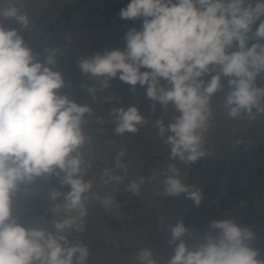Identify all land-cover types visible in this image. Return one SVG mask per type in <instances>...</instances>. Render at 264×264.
<instances>
[{
  "label": "clouds",
  "instance_id": "9594fccd",
  "mask_svg": "<svg viewBox=\"0 0 264 264\" xmlns=\"http://www.w3.org/2000/svg\"><path fill=\"white\" fill-rule=\"evenodd\" d=\"M20 2L0 0V264H86L89 248L71 237L85 231L86 202L93 189L86 176L92 167L87 157L93 136L87 128L94 110L71 97L72 84L58 67L59 49L37 51L26 39L32 21ZM119 17L141 21L139 28L125 32L124 47L81 57L77 66L96 81L87 87L94 102L98 91L118 79L133 94L138 85L144 88L153 110L157 104L162 109L171 105L176 113L171 122L157 119L154 125L171 160L196 164L207 155L205 133L217 94L231 119L264 115V86L257 84L264 73V0H129ZM7 20L17 27H5ZM250 40L256 42L249 46ZM111 99L105 97L109 103ZM109 114L117 136L135 134L149 123L134 103L114 107ZM124 155L117 153L113 167L103 169L105 185L124 182ZM163 177L164 197L184 196L201 205L202 189L186 184L175 164L167 165ZM145 182L139 175L125 190L137 195ZM34 187H43L52 211L63 208L66 218L45 229L27 207L17 212V203L31 198ZM94 198L105 209L115 202ZM170 231L168 243L174 249L166 264H264L260 249L251 243L255 233L232 218L210 221L194 248L183 239L189 229L182 220ZM136 262L161 264L149 248L136 253Z\"/></svg>",
  "mask_w": 264,
  "mask_h": 264
},
{
  "label": "crops",
  "instance_id": "0c3cea01",
  "mask_svg": "<svg viewBox=\"0 0 264 264\" xmlns=\"http://www.w3.org/2000/svg\"><path fill=\"white\" fill-rule=\"evenodd\" d=\"M113 1L116 0H21L18 5L32 21L25 33L26 39L37 51H42L44 47L59 49L58 67L66 81L72 84V87L68 89L71 97L78 103L89 104L94 110V116L87 128L89 134L93 136V143L90 146L92 151L87 157L91 160L92 167L86 179L92 182L93 189L86 202L84 233L89 236L95 235L96 230L101 229L104 221L110 219V216L117 219L121 218L122 214L129 215L131 229L134 227L137 229V224L141 221L137 218L136 208L138 207L132 208V205L139 201L145 203L153 200V197L149 199L135 195L136 197L131 196L130 199H126L124 198L125 185L131 179L143 175L146 182L141 188H162L163 172L170 163L180 167L186 184L202 189L203 199L199 207L195 206L190 199L184 196L179 197V201L182 197V205L178 202L182 221L189 229V233L183 239L190 247L194 248L203 240L204 234L208 232L209 222L212 220L232 218L236 224L245 227L248 215L247 202L240 200L234 203L226 200L225 197L243 189L249 183L252 173L259 168L260 159L264 158L259 151L260 147H264V115L258 116L255 120L249 119L246 115L231 119L220 108L222 94H217L212 101L211 127L205 133L204 148L207 155L196 164L185 165L177 160H171L169 147L163 143L154 126L157 119H162L166 125L171 122L175 114L168 112V109L171 110L170 105L166 111L157 104L158 109L162 111L161 115L145 117L150 125L145 134H140L143 130L140 127L135 134L115 135L113 133L114 117L109 113L114 106L127 107L128 101L123 99V83L114 79L109 88L97 92L98 99L94 102L87 92V87L96 84V81L84 76L77 66V60L81 57L92 55L97 51L102 52L105 49L123 48L125 32L130 27H140V20L135 22L122 20L119 17L122 7L113 8ZM126 1L127 5L129 0ZM259 22L253 25V31L258 27ZM4 24L5 27H17L12 20L4 21ZM254 42L256 41L250 40L249 46ZM260 42L264 43V40ZM257 84L264 86V73L257 77ZM109 96L112 98L111 103L105 100V97ZM97 117L102 123L97 122ZM237 141L241 143L237 144ZM119 152L125 153L122 157L128 167L125 180L121 185H105L102 171L105 167H113ZM153 175L157 179L149 182L147 178ZM56 183L55 178H52L51 185L55 186ZM161 194L162 196L155 199L171 201L169 197H163V192ZM97 195L102 198L112 197L115 202L105 209L99 200L94 198ZM31 196L19 201L16 211L19 212L20 208L27 207L29 214H33L34 222L40 227L51 228L55 221L66 218L67 214L63 208L52 211L53 203L44 199L43 187H34ZM215 197L222 199L219 205L214 204ZM40 199H43L42 202L50 203V213L44 207L42 211H36V205ZM128 203L130 206L127 208V214L124 213V205ZM149 222L146 220V225ZM150 223L148 228L152 227V221ZM115 228L116 232L122 234L121 224ZM82 233H73L71 238ZM251 243H254L253 247L260 249L261 258H264V239L258 244Z\"/></svg>",
  "mask_w": 264,
  "mask_h": 264
},
{
  "label": "rangeland",
  "instance_id": "374dc122",
  "mask_svg": "<svg viewBox=\"0 0 264 264\" xmlns=\"http://www.w3.org/2000/svg\"><path fill=\"white\" fill-rule=\"evenodd\" d=\"M126 2V0L113 1L112 7H124L126 6ZM123 97L124 101H128L127 106L133 103L136 104L145 117L161 115L162 111L157 107L159 105H156V109L153 110L151 105L152 102L146 98L144 88L139 87V85L137 86L136 92L133 94L129 91V86L123 83ZM170 108L171 110L168 109V112L171 111L172 113L170 112V114H176L171 105ZM148 127H150L148 124L141 126L143 130L140 134H145ZM161 192H163L162 188H141L140 192L137 194L138 196L136 195L140 198L141 196L149 199L153 197V200L148 199L149 201L145 203L139 201L132 205V208L138 207L136 208L138 210L137 218L141 221L137 224V229H135V227L131 229L130 216L122 214V217H118L117 219L110 216V219L104 221L103 227L98 229V231L96 230L95 235L89 236L83 232L81 235L74 237V239L81 238L86 241L82 243L89 248V257L86 264H137L136 253L142 248L151 249L154 256L161 264H166V261L173 255L174 249V245L168 243L171 239L170 228L172 225L182 220V212H180V206L178 207V202H180L179 197H169L171 200L169 202L155 199L158 196H162ZM124 194H126L124 195L126 199H130L131 196L136 197L127 191L126 193L124 192ZM42 200L40 199L37 203L36 211L42 206L46 210L48 209L50 213V203L42 202ZM129 206V203L124 205V213L128 214L127 208ZM146 220L152 221L153 224L151 228H148L151 223L149 222V224L146 225ZM120 224L123 226L122 234L115 231V227ZM147 232H149V234H147ZM261 241L262 240L254 242L258 244Z\"/></svg>",
  "mask_w": 264,
  "mask_h": 264
},
{
  "label": "built area",
  "instance_id": "2783aa9c",
  "mask_svg": "<svg viewBox=\"0 0 264 264\" xmlns=\"http://www.w3.org/2000/svg\"><path fill=\"white\" fill-rule=\"evenodd\" d=\"M226 200L237 202L244 200L248 205L246 228L255 233V240L264 239V158L260 159L259 168L252 173L249 183L240 191L229 194ZM219 197L213 199L214 204L221 203ZM74 243H85V239L73 238ZM253 241V242H254Z\"/></svg>",
  "mask_w": 264,
  "mask_h": 264
},
{
  "label": "water",
  "instance_id": "95a60500",
  "mask_svg": "<svg viewBox=\"0 0 264 264\" xmlns=\"http://www.w3.org/2000/svg\"><path fill=\"white\" fill-rule=\"evenodd\" d=\"M114 107H115V106H114ZM114 107H113V108H114ZM263 149H264V147H260V148H259V151H260L261 154L264 155V150H263ZM180 205H182V197L180 198Z\"/></svg>",
  "mask_w": 264,
  "mask_h": 264
},
{
  "label": "trees",
  "instance_id": "16d2710c",
  "mask_svg": "<svg viewBox=\"0 0 264 264\" xmlns=\"http://www.w3.org/2000/svg\"><path fill=\"white\" fill-rule=\"evenodd\" d=\"M43 210V207L42 206H40L39 208H38V211H42ZM255 243H257V242H255ZM254 245V243H252V246Z\"/></svg>",
  "mask_w": 264,
  "mask_h": 264
}]
</instances>
